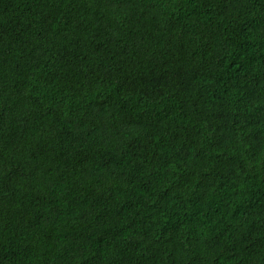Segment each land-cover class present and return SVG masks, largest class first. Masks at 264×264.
I'll use <instances>...</instances> for the list:
<instances>
[{
    "label": "trees",
    "instance_id": "1",
    "mask_svg": "<svg viewBox=\"0 0 264 264\" xmlns=\"http://www.w3.org/2000/svg\"><path fill=\"white\" fill-rule=\"evenodd\" d=\"M0 264H264V0H0Z\"/></svg>",
    "mask_w": 264,
    "mask_h": 264
}]
</instances>
